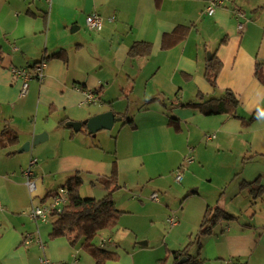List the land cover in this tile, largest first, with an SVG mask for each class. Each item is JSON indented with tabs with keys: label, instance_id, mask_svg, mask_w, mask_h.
Returning <instances> with one entry per match:
<instances>
[{
	"label": "crops",
	"instance_id": "crops-1",
	"mask_svg": "<svg viewBox=\"0 0 264 264\" xmlns=\"http://www.w3.org/2000/svg\"><path fill=\"white\" fill-rule=\"evenodd\" d=\"M207 1L0 0V264L66 259L68 246L63 239H48L53 220L37 224L28 212L48 204L51 195L76 173L95 177L93 186L115 174L120 185L124 171L139 168L144 155H135V145L122 141L125 134H142L143 121L140 125L137 113L150 118L151 133L147 147L137 151L144 153L151 147L157 152L166 146L180 161L185 160L180 169L184 173L194 169V175L198 160L200 168L206 169L211 151L232 159L225 167L230 174L214 189L221 193L220 199L211 198L210 190L199 194L200 186L189 194L185 191L179 218L168 219V223L176 219L174 226L169 223L172 228L179 225L189 234L193 245L188 254L201 264L231 260L264 264V200H253L248 190H241L243 181L258 178L264 186V116L246 124L264 108V84L256 76L258 63L264 74V0H229L213 16L205 11ZM235 11L243 12L244 18L236 17ZM91 14L105 19L100 32L88 30L86 18ZM135 43L145 44L142 56L131 53ZM44 59L48 61L44 80L31 81L27 95L20 96L21 82L11 69L31 70ZM215 59L222 68L214 87L206 71ZM226 91L240 101L239 118L213 115L204 119L208 117L201 110L189 105L221 98ZM85 92L95 93L101 103L86 104ZM110 110L122 118L110 135L101 131L93 136L86 127L75 131L67 126ZM171 119L177 121L170 123ZM5 130L15 132L17 141L3 140ZM43 132L48 133L44 142L19 152L32 133ZM213 134V145L203 148L206 135ZM188 157H193L191 163L186 162ZM247 161L260 165L255 174L253 169L232 180ZM29 169L37 180L34 194L26 184ZM87 186L83 178L82 198L101 197L95 196L94 189L84 196ZM100 195L106 196L107 191ZM214 208L234 218L221 221L210 236L196 240L208 209ZM37 232L44 250L24 243L27 235ZM62 238L71 244L68 237ZM187 246L170 250L165 264H175L172 252ZM114 247L112 241L101 249L117 254ZM79 258V251L73 253L75 261ZM183 258L186 263L187 255Z\"/></svg>",
	"mask_w": 264,
	"mask_h": 264
},
{
	"label": "rangeland",
	"instance_id": "rangeland-1",
	"mask_svg": "<svg viewBox=\"0 0 264 264\" xmlns=\"http://www.w3.org/2000/svg\"><path fill=\"white\" fill-rule=\"evenodd\" d=\"M137 114L136 120L139 123L141 120L143 121L142 134L137 136L125 134L122 141L131 142L137 150H140L145 149L151 141L150 118H146L147 116L144 114ZM206 117L208 118L204 119H210L209 117L212 116ZM213 141L204 143L203 148H206V145L207 148H210ZM137 150L134 149V154H143L144 159L140 161L139 168L123 172V178L120 180L121 187L114 194V200L123 212L118 225L112 231L100 232L94 239L97 246L101 236L106 238L111 236L114 242V250L117 255L114 259L105 260L103 264H165L170 250L184 248L192 241L189 239V234L182 231L183 228H180L179 225L172 228L168 223L170 217L179 216L178 212L187 196L183 195V192L188 191L189 194L193 189H198L200 186L199 194L210 190L211 198L220 199L221 193L214 189L225 180L226 175L230 174V171H225V167L232 163V159L226 154L219 155L211 151L205 159L206 169L200 168V161L198 160L196 162L198 166L195 168L198 173L194 175V169L186 171L180 184L176 182L175 174L185 164V160L181 159L180 161L176 154L167 151L168 147L166 146L162 147V151L157 152H154L151 147H148L144 153ZM242 164V169L232 175V180L237 176L249 175V172L254 169L253 175L256 168L260 167L258 163L252 164L249 161L242 162ZM83 178L84 183L88 185L84 188V196H87L89 189L96 191L95 196H101L100 198L105 196L100 195L102 192L106 194L101 183L93 186L96 181L95 177L83 175ZM153 192L160 194L161 203L152 200ZM263 200L264 196L258 199L259 202ZM196 234L192 235V239H195ZM48 239L49 241L63 239L68 246L66 259H61L62 263L97 264L93 255L82 248L83 239H80L75 245H71L62 237H49ZM142 243H147V246H143ZM78 251L80 258L79 262L75 263L73 253Z\"/></svg>",
	"mask_w": 264,
	"mask_h": 264
},
{
	"label": "trees",
	"instance_id": "trees-1",
	"mask_svg": "<svg viewBox=\"0 0 264 264\" xmlns=\"http://www.w3.org/2000/svg\"><path fill=\"white\" fill-rule=\"evenodd\" d=\"M144 45L143 43H135L132 46L131 53L134 56H142L145 51H142L141 47ZM262 66L261 63H258L256 76L264 84ZM221 68L222 62L216 59L208 65L206 77L214 87ZM189 105L201 110L205 116L227 115L239 118L237 110L240 101L231 91H226L221 98H211L205 102ZM263 116L264 108H261L253 113L251 118L246 121V124L249 125ZM175 121L177 120L171 119L170 123ZM127 122L131 123L132 121ZM1 138L9 142H15L18 139L17 134L12 130H5ZM100 181L106 189L107 195L101 199H84L80 196V187L83 184L81 175L76 173L68 179L63 187H67L69 190L70 204L61 215L53 218V232L51 235L52 237H68L72 245L83 239L82 248L93 255L97 264H103L105 260L114 259L117 254L99 248L94 243V239L102 231H112L115 229L123 213L114 200V194L120 189L117 176L113 174L111 177L101 178ZM241 190H248L252 194L253 200L261 198L264 194V186L261 184L259 178L254 181H243L241 183ZM233 218V215L220 208L208 209L201 226L200 235L197 236L196 240L201 237L210 236L218 223ZM191 245H193V242L189 243L183 250L172 252L175 264H180L181 258L185 255H187L188 261L183 264H201L200 260L188 254Z\"/></svg>",
	"mask_w": 264,
	"mask_h": 264
},
{
	"label": "built area",
	"instance_id": "built-area-1",
	"mask_svg": "<svg viewBox=\"0 0 264 264\" xmlns=\"http://www.w3.org/2000/svg\"><path fill=\"white\" fill-rule=\"evenodd\" d=\"M229 0H208L206 5V13L209 16H213L219 8L225 7ZM235 16L238 18H244V14L241 11H235ZM113 21V19H110ZM105 25V19L97 14H91L86 18V26L90 32H100ZM240 31L244 30V24L240 23L238 25ZM48 68V61L46 59L41 60L37 63L33 69L27 70L23 68H12V74L19 79L21 82V93L20 96H26L29 91L30 82L37 80L42 82L44 80L46 70ZM85 103L90 105H99L100 99L93 92H85ZM216 138V135H206V140L211 141ZM193 157L186 158L187 163H191ZM36 160L31 162V165L35 164ZM26 184L31 194H34L37 190V180L33 178L31 170L26 171ZM184 177V169H180L175 174V180L177 183H182ZM152 200L159 201L160 195L154 193L151 196ZM70 204V195L67 187H60L55 193L50 197V202L46 205L35 206L28 212V216L37 224L48 223L53 220L54 217L61 215L65 208ZM1 207V205H0ZM169 223L174 226L176 224V219L172 218ZM24 243L26 246L37 244L41 249H45V243L41 237V234L37 232L36 234H30L25 237ZM112 244V240L108 238H100V247L105 248ZM78 262L77 260L75 261ZM41 264H66L62 262H54L49 260L47 257L41 259ZM226 264H247L239 260L227 261Z\"/></svg>",
	"mask_w": 264,
	"mask_h": 264
},
{
	"label": "water",
	"instance_id": "water-1",
	"mask_svg": "<svg viewBox=\"0 0 264 264\" xmlns=\"http://www.w3.org/2000/svg\"><path fill=\"white\" fill-rule=\"evenodd\" d=\"M122 118H116L114 111H105L94 115L90 119L85 122H74L71 121L67 124L70 128H73L75 131H79L82 127H86L88 132L96 136L97 133L101 131H105L107 135H110V131L114 127L116 121H121ZM32 139L25 142L19 149V152H28L30 151L32 146H36L44 142V138H48V133L43 132L41 134L32 133ZM142 245H146V243H142ZM187 259L183 258L180 261V264L184 263Z\"/></svg>",
	"mask_w": 264,
	"mask_h": 264
}]
</instances>
